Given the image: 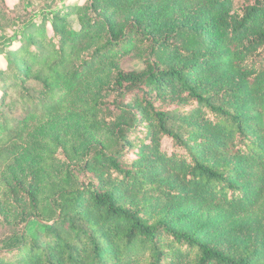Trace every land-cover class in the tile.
Listing matches in <instances>:
<instances>
[{
	"label": "trees",
	"instance_id": "obj_1",
	"mask_svg": "<svg viewBox=\"0 0 264 264\" xmlns=\"http://www.w3.org/2000/svg\"><path fill=\"white\" fill-rule=\"evenodd\" d=\"M8 28L0 264H264V0H0Z\"/></svg>",
	"mask_w": 264,
	"mask_h": 264
},
{
	"label": "rangeland",
	"instance_id": "obj_2",
	"mask_svg": "<svg viewBox=\"0 0 264 264\" xmlns=\"http://www.w3.org/2000/svg\"><path fill=\"white\" fill-rule=\"evenodd\" d=\"M7 1V4L13 8L14 6L17 5V2L18 0H6ZM71 3L73 2H82V1H85V0H69ZM15 33V30L14 29H11V28H8L4 31H0V42L3 41V40H7L10 36H12L13 34ZM5 65V61L2 57V55H0V66H4ZM143 67V64L141 61L139 60H131L129 62H127L125 64V68L126 69H140ZM221 218V215H219L216 211H208V210H205V211H196L194 212L190 217H194V224H196L197 222H207L213 218H218V217ZM218 218V219H220ZM38 226V222L37 221H32V223L30 224V231L33 232L35 231V229L37 228Z\"/></svg>",
	"mask_w": 264,
	"mask_h": 264
}]
</instances>
